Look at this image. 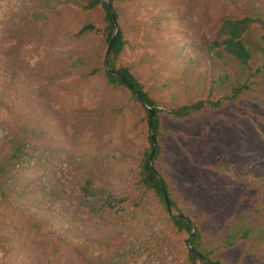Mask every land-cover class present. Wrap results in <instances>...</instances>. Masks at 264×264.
<instances>
[{"label":"rangeland","instance_id":"1","mask_svg":"<svg viewBox=\"0 0 264 264\" xmlns=\"http://www.w3.org/2000/svg\"><path fill=\"white\" fill-rule=\"evenodd\" d=\"M88 0H0V264H192L187 239L140 180L146 110L101 69L104 10ZM121 62L162 109L218 98L199 56L224 18L264 17V0H115ZM187 49L183 50L182 46ZM232 64V63H231ZM230 64V65H231ZM230 73L244 78L237 66ZM154 162L224 264H264V80L249 96L177 120L161 113ZM87 180L120 203L83 206ZM254 228L250 239L228 233ZM200 264V263H198Z\"/></svg>","mask_w":264,"mask_h":264},{"label":"trees","instance_id":"2","mask_svg":"<svg viewBox=\"0 0 264 264\" xmlns=\"http://www.w3.org/2000/svg\"><path fill=\"white\" fill-rule=\"evenodd\" d=\"M114 6L115 0H108ZM98 6L102 7L105 16V25L102 29L95 27L92 24L84 25L79 33L84 34L88 31H96L103 34L106 38L107 44L111 39L114 32L115 25L110 13L109 8L102 0H88L86 4L83 5L86 9H94ZM117 20H119L120 15L117 9L114 7ZM127 46V40L125 38L124 31L119 28V33L116 37L115 43L109 55L108 63L111 69L116 72L123 74V76L132 84L133 88L137 93L143 98L148 106L155 110V115L151 119L153 131L158 139L160 136V127L162 123L161 113L164 112L174 119L181 120L187 119L203 112L204 110H218L228 104L230 101H236L241 96H249V93L256 89L257 86L263 85L264 80V17L259 15H245L239 18L227 17L224 18L219 29L217 38L211 41L207 48L202 54L197 56L199 49L195 48V54H185L188 63L196 62L198 59L204 58L208 64L212 66H219L223 68V72L217 79L213 78L212 84L214 87L217 85H222L227 87L229 91L218 98L207 97L205 99H199L196 101H189L182 104L179 107L162 109L159 106V102L151 97L150 91L146 88V85L139 79V77L132 71L130 66H126L121 62L123 52ZM182 49L186 50V45L182 46ZM232 63V64H231ZM231 64V65H230ZM231 66H237L239 72L244 75L241 81L236 82L234 76L230 73ZM104 71V74L108 82L116 86H124V84L113 74L109 73L105 69V64L103 63L101 69H94L87 76H92L99 71ZM125 87V86H124ZM131 98L140 103L135 95L131 92ZM141 104V103H140ZM142 105V104H141ZM146 110L148 123L151 117L150 111L142 105ZM149 147L145 148L142 152L140 158V184L152 190L159 200L163 203L166 210V202L163 195V191L158 180V171H153L149 165V157L153 148V140L151 134L148 136ZM161 148L158 147L157 153L154 156L153 163L158 158ZM164 180V179H163ZM165 187L167 189L168 195L170 197L172 209L175 212L185 214L182 207L174 200L172 194L170 193L169 186L164 180ZM1 189V184H0ZM84 193L83 206H85L90 212L98 213L108 207L120 203V200H114L112 192L109 188L96 185L92 180H87L82 186ZM169 213V211H168ZM170 215V214H169ZM170 220L174 224V227L180 233L192 232L191 225L184 219L173 217L170 215ZM254 228L242 229L239 233L232 232L228 233L226 241L231 244L234 242V237L238 236L240 239H250L254 234ZM264 234V232H260ZM203 233L197 227V233L192 241L193 247L203 254L208 259H211L214 264H224L217 259H213L210 252L204 250L203 248ZM189 261L192 264H207L195 254L188 251ZM110 264H116L112 261Z\"/></svg>","mask_w":264,"mask_h":264},{"label":"water","instance_id":"3","mask_svg":"<svg viewBox=\"0 0 264 264\" xmlns=\"http://www.w3.org/2000/svg\"><path fill=\"white\" fill-rule=\"evenodd\" d=\"M102 1L109 8L110 13H111L112 18H113V21H114V25H115L114 32H113V34L111 36V39L109 41V44H108V47H107V50H106V53H105V57H104L105 69L109 73L115 75L124 84V86L127 87L135 95L136 99L150 111L151 117H150V120H149V129H150V134H151V137H152V140H153V148H152V151H151V154H150V157H149V165L152 168V170L156 172V168L154 166L153 159H154V156H155V154L157 153V150H158V140H157V137H156V135H155V133L153 131V126H152V122H151V119L155 115V110L152 107L147 105V103L137 93V91L133 88L132 84L123 76V74L114 71L109 66L108 59H109V55L111 53V50L113 48V45L115 43L116 37H117V35L119 33V23H118V20H117V17H116V13H115L113 4L110 1H108V0H102ZM158 180L160 182V185H161V188H162V191H163V195H164V198H165V202H166V206H167V209L169 211V214L171 216H173V217H177V218L186 220L192 227V232L190 233V236H189V238L186 241L189 251L191 253L195 254L197 257H199L201 260H203L207 264H214V262L211 259H208L207 257H205L203 254H201L199 251H197L193 247L192 241H193V239L196 236L197 226L195 225V223L192 221V219L188 215L175 212L172 209L170 197H169L167 189L165 187L164 180H163V178L160 175H158Z\"/></svg>","mask_w":264,"mask_h":264}]
</instances>
